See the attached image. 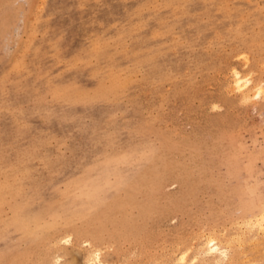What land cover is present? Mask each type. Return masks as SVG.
I'll return each instance as SVG.
<instances>
[{
	"label": "rangeland",
	"instance_id": "374dc122",
	"mask_svg": "<svg viewBox=\"0 0 264 264\" xmlns=\"http://www.w3.org/2000/svg\"><path fill=\"white\" fill-rule=\"evenodd\" d=\"M262 215L264 0H0V264H264Z\"/></svg>",
	"mask_w": 264,
	"mask_h": 264
},
{
	"label": "bare ground",
	"instance_id": "6f19581e",
	"mask_svg": "<svg viewBox=\"0 0 264 264\" xmlns=\"http://www.w3.org/2000/svg\"><path fill=\"white\" fill-rule=\"evenodd\" d=\"M237 78H238V75H237ZM239 79V78H238ZM261 221L262 222H264V215H262V217H261ZM220 249L217 247V245H215V244H212V242H210V244H209V251H210V253H214V252H217V251H219ZM99 261V260H98ZM101 264V263H100Z\"/></svg>",
	"mask_w": 264,
	"mask_h": 264
}]
</instances>
